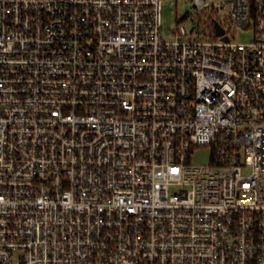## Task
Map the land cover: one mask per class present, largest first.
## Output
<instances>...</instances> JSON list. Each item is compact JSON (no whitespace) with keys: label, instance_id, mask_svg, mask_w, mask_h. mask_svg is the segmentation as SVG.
<instances>
[{"label":"built area","instance_id":"built-area-1","mask_svg":"<svg viewBox=\"0 0 264 264\" xmlns=\"http://www.w3.org/2000/svg\"><path fill=\"white\" fill-rule=\"evenodd\" d=\"M194 4L0 0V264H264V0Z\"/></svg>","mask_w":264,"mask_h":264},{"label":"rangeland","instance_id":"rangeland-1","mask_svg":"<svg viewBox=\"0 0 264 264\" xmlns=\"http://www.w3.org/2000/svg\"><path fill=\"white\" fill-rule=\"evenodd\" d=\"M218 4L224 3L226 0H212ZM162 2V24L160 27V38L163 40H172L174 32L179 22L184 21L186 16H191L185 22L188 30L196 27L200 31H208L207 16L202 13L195 12L194 0H161ZM229 7H225L222 11L221 18L228 16ZM231 39L237 43H249L255 35L254 26L248 28L233 27L231 29ZM210 149L198 148L190 157V164L195 166L209 165Z\"/></svg>","mask_w":264,"mask_h":264},{"label":"water","instance_id":"water-1","mask_svg":"<svg viewBox=\"0 0 264 264\" xmlns=\"http://www.w3.org/2000/svg\"><path fill=\"white\" fill-rule=\"evenodd\" d=\"M215 28H216V32H217V34H222L223 33V31L221 30V28H220V26L218 25V23H215Z\"/></svg>","mask_w":264,"mask_h":264},{"label":"trees","instance_id":"trees-1","mask_svg":"<svg viewBox=\"0 0 264 264\" xmlns=\"http://www.w3.org/2000/svg\"><path fill=\"white\" fill-rule=\"evenodd\" d=\"M188 17H190V16H186L184 20H187ZM207 23H208L210 26H212V20H211V19L207 20Z\"/></svg>","mask_w":264,"mask_h":264}]
</instances>
